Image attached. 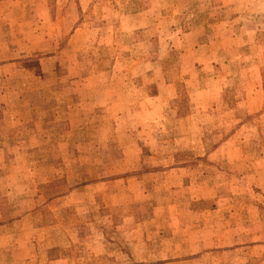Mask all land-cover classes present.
<instances>
[{
  "label": "rangeland",
  "instance_id": "obj_1",
  "mask_svg": "<svg viewBox=\"0 0 264 264\" xmlns=\"http://www.w3.org/2000/svg\"><path fill=\"white\" fill-rule=\"evenodd\" d=\"M0 264H264V0H0Z\"/></svg>",
  "mask_w": 264,
  "mask_h": 264
}]
</instances>
